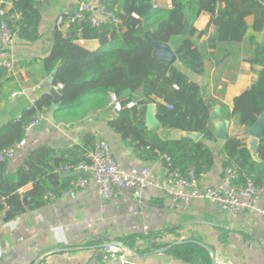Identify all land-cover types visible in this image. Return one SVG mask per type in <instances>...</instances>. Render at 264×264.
I'll return each mask as SVG.
<instances>
[{
	"label": "trees",
	"instance_id": "1",
	"mask_svg": "<svg viewBox=\"0 0 264 264\" xmlns=\"http://www.w3.org/2000/svg\"><path fill=\"white\" fill-rule=\"evenodd\" d=\"M171 1L170 9L153 7L154 0H113L114 4L121 3L116 9L111 1L110 7L115 8L123 19L121 25L93 27L85 23L80 34L76 24L71 25L66 34L56 30L44 65L50 73L55 71L53 85H63L61 102L54 113L57 119L71 123L79 121L89 113L109 106L110 94L115 93L124 107L108 124L124 141L132 139L136 149H142L145 160L159 159L155 152L159 150L170 155L183 171L194 166L198 174L203 175L215 162L206 141L216 140L211 112L217 102L208 98V86L194 81L192 75H205L206 64L212 59L223 63L238 57L241 45L248 44L250 54L243 59L250 62L252 68L259 67L258 76L235 99L233 109L225 117L235 118L247 130L253 126L264 113V0ZM203 13L210 14V24L198 29L195 23ZM249 16H253L251 25L247 22ZM186 17L189 18V32L183 36ZM4 18L20 40L35 42L40 38L42 10L38 0H13ZM147 31H153L157 41L172 45L178 56L175 64L170 65L154 56V44L145 37ZM261 33L262 39L259 38ZM80 38L98 39L100 46L88 50L76 43ZM130 101H136L137 105L127 108ZM52 102L53 96L47 93L26 108L22 116L6 123L0 129V151L23 141L25 126L31 117L38 110L52 108ZM149 103H156V115L164 131L199 132L203 137L198 141L189 137L172 139L150 130L146 126ZM221 107L223 111L227 109L224 104ZM95 141L93 135L83 138L81 145L68 150L70 156L63 157L61 166L49 165L53 153L43 149L31 152L15 172H9L8 160L0 161V218L8 222L30 209L43 206L49 192H59L54 185L59 167L64 172L68 163L87 160V153ZM223 154L225 166L233 162L238 164L239 180L253 174L257 184L263 183L264 124L259 151L261 162L253 159L246 141L236 135L229 136L224 142ZM29 183L33 188L21 193L20 190ZM4 203L9 209L2 216ZM157 234L140 235V238L151 241ZM119 239L139 254L152 250L149 244L141 251L136 235ZM90 243L99 245L97 243L101 242ZM168 253L184 261L212 264L210 252L196 242L173 245ZM109 254L99 256L100 261L105 262Z\"/></svg>",
	"mask_w": 264,
	"mask_h": 264
},
{
	"label": "crops",
	"instance_id": "2",
	"mask_svg": "<svg viewBox=\"0 0 264 264\" xmlns=\"http://www.w3.org/2000/svg\"><path fill=\"white\" fill-rule=\"evenodd\" d=\"M81 1L84 0H38L42 10L40 38L26 42L15 36L11 44L0 40V63L5 60L14 63V70L5 67V70H0V129L22 116L24 110L43 95L51 94L48 79L52 73L45 67L44 58L50 54L52 37L57 30L55 22L60 13L72 14ZM85 1L92 4L100 2ZM0 2L8 10L13 0ZM120 4H114L116 9ZM153 4L164 9L172 7L171 0H154ZM202 15L211 18L209 13ZM247 22L251 25L253 16L247 17ZM198 24L201 23H195L198 29H204ZM68 30L67 26L62 32L66 34ZM262 37L263 33L259 35L260 39ZM76 43L92 51L100 46L98 39H78ZM248 47V44H242L238 57H231L223 63L214 59L208 61L205 75H192L194 81L208 86V98L217 102L213 109L219 107L223 119L230 120L229 136L236 135L244 141L248 138L246 127L225 115L233 109L235 99L258 76L259 67L252 68L251 63L243 59ZM221 104L227 109L223 111ZM57 108L47 109L46 118L38 127L25 129L26 142L8 160L9 172L17 171L31 152L41 149L53 153V159L48 160L49 165L61 166L63 157L70 156L68 150L81 145L86 136L93 135L96 139L101 137L110 142L113 156L122 169L139 173L143 168H149L153 181L166 180L168 169L163 160H145L142 149L137 150L132 139L124 141L109 126L108 122L117 114L110 104L72 123L57 119L54 114ZM180 132L161 129L158 133L178 139L181 138ZM224 142L217 138L206 141L214 153L215 162L201 178L205 187L224 182ZM56 172L58 176L54 185L59 192L55 194L54 191V197L46 198L43 206L30 209L11 221L4 222L0 218V264H38L41 259L50 264H111L108 259L100 261L99 257L109 254L108 250L95 246L120 241V237L129 235L138 236L141 251L150 245L152 248L148 253L135 251L138 256H129V264H201L178 259L168 251L157 252L180 240L210 246L216 252L218 264H264V214L226 212L210 201L176 206L155 186L145 188L140 198H106L99 192L94 175H89L86 187L74 188L71 185L74 177L67 176L69 172H62L61 167ZM32 188L33 184L29 183L20 192L25 193ZM21 196L25 199L24 195ZM259 205L264 208V196L260 198ZM153 232L158 234L151 241L140 238V235ZM91 241L101 243L95 245ZM210 255L212 263L211 252Z\"/></svg>",
	"mask_w": 264,
	"mask_h": 264
},
{
	"label": "built area",
	"instance_id": "3",
	"mask_svg": "<svg viewBox=\"0 0 264 264\" xmlns=\"http://www.w3.org/2000/svg\"><path fill=\"white\" fill-rule=\"evenodd\" d=\"M1 3L0 40L11 44L14 42L15 36L4 18L7 10L1 6ZM109 3H111V0H100L97 4L85 0L81 1L72 14L60 13L57 16L55 27L57 30L63 31L65 27L76 24L79 26L78 33L80 34L85 23H90L93 27L119 26L122 24L123 19L115 8L110 7ZM153 7H156V5L153 4ZM132 15L139 18L137 13ZM198 23H201L198 24L201 28H205L210 24V19L207 15H201ZM0 67L14 70V63L5 60L0 63ZM58 87L63 88V85L58 84ZM110 105L116 112L121 111L124 107L115 93L110 94ZM136 105V101H130L126 104V107L133 108ZM168 106L172 108L171 105ZM46 111V108L38 110L31 117L25 129L30 130L38 127L46 118ZM25 142L26 140H23L0 151V161L12 158L15 151L23 146ZM155 152L165 162L168 169L165 181H153L149 168H143L139 173L122 169L113 156L110 142L101 137L96 139L93 147L88 151L87 160L78 164L68 163L64 169L67 172H77L76 177L71 181L72 187H86L89 184V175H94L99 192L108 196L140 198L145 188L155 186L161 189L164 196L176 206H188L194 201H210L226 212L264 214V208L259 205L260 198L264 196V182L257 184L253 174L246 176L244 180H239L240 172L237 163L233 162L224 167V182L222 184L205 187L201 184L203 175H199L194 166H190L183 171L174 164L170 155L163 154L159 150H155ZM52 197H54L52 192L45 196V198ZM4 205L5 209L1 213L2 216L9 209L6 203ZM108 251L110 254L106 258L109 262L112 263L117 258H120L123 264L128 262L127 258L129 256L126 255L124 249L110 247ZM38 264L50 263L41 259Z\"/></svg>",
	"mask_w": 264,
	"mask_h": 264
},
{
	"label": "water",
	"instance_id": "4",
	"mask_svg": "<svg viewBox=\"0 0 264 264\" xmlns=\"http://www.w3.org/2000/svg\"><path fill=\"white\" fill-rule=\"evenodd\" d=\"M189 32V18L186 17L184 21V27L182 30V35L185 36ZM145 37L151 40L154 44V51L153 54L156 58L172 65L175 64L178 61V56L172 47V45L168 42H162V41H157L154 37L153 31H147L145 33ZM55 71L49 77L48 83L51 85L50 93L53 95V103H52V109L55 110L58 107V104L61 102L62 98V91L61 88L58 86L53 85L54 79H55ZM211 123L213 125V128L215 129V136L219 140L226 141L229 138V127H230V120L228 119H223L220 113V108L215 107L211 113ZM263 124H264V113H261L257 121L253 124V126L248 130V138H247V146L249 151L251 152V155L253 159L257 162H261L260 156H259V151H260V140L263 135ZM146 126L154 131V132H159L162 129V125L156 115L155 112V104L154 103H149L147 106V112H146ZM180 137H189L195 141H198L203 134L199 132H189V131H182L179 134ZM77 172H72L68 174L67 176H75ZM106 198H109L110 196L105 195ZM24 202L27 203V199H24ZM186 241L180 240L173 242L169 244L168 246H165L164 248H161L160 250H157L158 253H163L166 252L170 249L171 246L176 245V244H181L185 243ZM203 245L207 250H209L212 254V264H218L217 263V255L216 252L210 247L205 244L200 243ZM96 248L98 247H104L107 250L110 249V247H116V248H122L124 249V252L126 253L127 256H133L137 257L138 254L132 250L130 247H128L125 243L119 240H113L110 241L106 244H102L99 246H95ZM155 253V252H153ZM111 264H123L121 262L120 258H117L112 261ZM126 264H129L128 262Z\"/></svg>",
	"mask_w": 264,
	"mask_h": 264
},
{
	"label": "rangeland",
	"instance_id": "5",
	"mask_svg": "<svg viewBox=\"0 0 264 264\" xmlns=\"http://www.w3.org/2000/svg\"><path fill=\"white\" fill-rule=\"evenodd\" d=\"M247 51H248V52H247V53H245V55H248V54H250V48H249V47L247 48Z\"/></svg>",
	"mask_w": 264,
	"mask_h": 264
}]
</instances>
